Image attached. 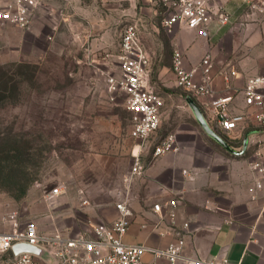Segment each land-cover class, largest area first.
Here are the masks:
<instances>
[{
	"label": "rangeland",
	"instance_id": "374dc122",
	"mask_svg": "<svg viewBox=\"0 0 264 264\" xmlns=\"http://www.w3.org/2000/svg\"><path fill=\"white\" fill-rule=\"evenodd\" d=\"M210 2L225 8L227 23L210 39L194 38L185 49L187 63L211 50L218 67L245 76L264 73V1ZM147 7L143 0H63L28 29L0 24V231L10 228L12 212L20 224L66 235L114 220L117 202L127 198L131 207L141 197V177L125 181L133 154L139 152L148 168L156 159L152 147L169 133L176 149L209 145L212 153L223 152L184 99L194 97L175 85L172 51L185 30L168 34L158 14L149 19ZM129 23L137 25L151 55L150 83L165 101L160 125L144 144L130 136L126 95L108 83L120 74V33ZM240 100L234 99L231 112L243 110ZM212 129L240 150L245 133L260 127L248 119L236 139ZM253 147L243 157L249 159ZM56 186L62 193L47 199ZM175 221L178 226L177 213Z\"/></svg>",
	"mask_w": 264,
	"mask_h": 264
},
{
	"label": "built area",
	"instance_id": "2783aa9c",
	"mask_svg": "<svg viewBox=\"0 0 264 264\" xmlns=\"http://www.w3.org/2000/svg\"><path fill=\"white\" fill-rule=\"evenodd\" d=\"M50 1L0 0V24L28 29L37 9ZM152 1L157 6L160 25L168 34L186 30L207 40L227 23L225 8L221 4L213 5L210 0ZM117 59L120 74L110 76L109 87L126 95L125 107L131 117L130 136L144 144L160 125L165 101L150 83L152 59L136 24L129 23L123 27ZM170 67L175 85L200 103L204 109L203 116L211 128L216 127L236 139L237 135L233 134L242 132L248 119L251 124L259 125L260 129L251 131L247 136V146L254 144L248 163L253 172L254 191L264 200V137L253 134L259 130L264 133V73L247 76L243 86L235 88L232 80L238 72L227 65L218 67L211 50L205 51L195 63L188 64L184 52L177 46L172 51ZM217 77L223 79L228 94L212 96ZM237 96L241 97L243 110L233 113L230 108ZM175 140L173 133L157 140L151 150L152 157L176 150ZM133 155L134 161L125 177L128 183L145 170L139 152ZM61 193V186H56L49 190L46 198L53 199ZM177 204L175 197L152 204V211L158 220L155 227L165 224V228L159 231L160 236H175L163 246L125 239L132 217L127 198L116 203L117 217L114 220L98 223L74 235H66L59 230L42 232L33 223L20 224L16 213L12 212L7 216L10 228L0 231V254H6L0 264H237L222 253L211 257L187 253L184 234L177 231ZM187 227L184 222L182 229ZM20 243L36 247L37 252L14 253L12 247ZM145 255H149L150 259H145Z\"/></svg>",
	"mask_w": 264,
	"mask_h": 264
},
{
	"label": "crops",
	"instance_id": "0c3cea01",
	"mask_svg": "<svg viewBox=\"0 0 264 264\" xmlns=\"http://www.w3.org/2000/svg\"><path fill=\"white\" fill-rule=\"evenodd\" d=\"M143 1L148 6L151 20L152 15H157V6L152 0ZM61 2L63 0H52L39 7L34 20L42 18L44 21L46 13L59 9ZM8 31L5 29L2 33L8 34ZM180 36V47H177L184 53L185 49L189 52L188 46L196 36L186 30ZM192 63L195 61L188 64ZM246 77L238 72L232 80L233 86L242 87ZM228 92L223 79L217 77L212 96ZM253 134L264 137L261 130ZM206 137L223 152L212 153L207 144L202 151L198 146L178 148L156 157L155 162L139 176L137 187L141 197L131 203V225L125 239L153 246H163L173 240L174 235L161 237L157 234L165 225L155 227L153 222L157 216L152 211V204L175 197L178 200L177 231L184 234L187 253L202 257L222 253L237 264H264V200L254 191L249 159L243 157L248 147L246 145L242 150L244 137L240 150L230 145L240 152L238 154L228 151L208 135ZM195 170L196 174L193 173ZM253 195L256 196L253 198ZM186 221L190 223V230L182 229V223ZM144 258L150 259V256ZM2 259L3 254H0V262Z\"/></svg>",
	"mask_w": 264,
	"mask_h": 264
},
{
	"label": "water",
	"instance_id": "95a60500",
	"mask_svg": "<svg viewBox=\"0 0 264 264\" xmlns=\"http://www.w3.org/2000/svg\"><path fill=\"white\" fill-rule=\"evenodd\" d=\"M186 103L188 104L189 108L191 109L193 116L195 118V120L197 121V123L200 125V127L202 128V130L205 132L206 135H208L209 137H211L212 139H214L217 143H219L221 146H223L225 149H227L228 151L238 154L240 153L237 150H234L221 136H219L206 122L200 107L198 106V104L194 101L193 98H188V95H186L184 97ZM247 145V136L244 137V142H243V148L242 150L246 147ZM12 250L14 253H18V252H37V248L34 246H31L29 244L26 243H20V244H16L12 247Z\"/></svg>",
	"mask_w": 264,
	"mask_h": 264
},
{
	"label": "trees",
	"instance_id": "16d2710c",
	"mask_svg": "<svg viewBox=\"0 0 264 264\" xmlns=\"http://www.w3.org/2000/svg\"><path fill=\"white\" fill-rule=\"evenodd\" d=\"M195 101H196V99L195 98H193ZM197 102V101H196Z\"/></svg>",
	"mask_w": 264,
	"mask_h": 264
}]
</instances>
